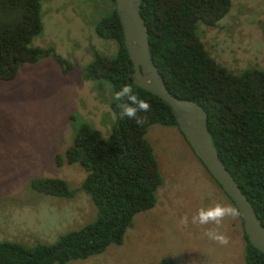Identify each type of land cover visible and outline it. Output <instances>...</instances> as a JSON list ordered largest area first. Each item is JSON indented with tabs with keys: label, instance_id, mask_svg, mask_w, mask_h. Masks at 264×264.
Instances as JSON below:
<instances>
[{
	"label": "rangeland",
	"instance_id": "374dc122",
	"mask_svg": "<svg viewBox=\"0 0 264 264\" xmlns=\"http://www.w3.org/2000/svg\"><path fill=\"white\" fill-rule=\"evenodd\" d=\"M114 6V0H43V30L31 46H53L72 62L71 70L65 74L49 55L22 64L14 79L0 80V241L54 243L98 218L96 203L80 189L88 170L65 158L83 125L108 138L118 119L112 85L86 79L84 71L97 51L113 55L118 50L115 40L100 38L94 29ZM197 31L208 52L231 71L264 68V0H232L216 26L199 24ZM146 138L163 180L156 205L134 216L122 243L68 264H244L240 213L219 226L191 222L201 208L237 207L179 126L151 125ZM35 177L64 179L74 195L37 192L30 184ZM184 216L187 227L179 224ZM207 230L229 236V244L210 240Z\"/></svg>",
	"mask_w": 264,
	"mask_h": 264
},
{
	"label": "trees",
	"instance_id": "16d2710c",
	"mask_svg": "<svg viewBox=\"0 0 264 264\" xmlns=\"http://www.w3.org/2000/svg\"><path fill=\"white\" fill-rule=\"evenodd\" d=\"M231 6L232 0H141L152 55L168 88L206 109L219 155L264 225V68L231 71L208 52L197 31L199 24L216 26ZM42 7L43 0H0V80L14 79L22 64L37 63L49 55L65 74L71 70L72 62L53 46H31L43 30ZM94 29L100 38L115 40L118 50L113 55L97 51L84 70L86 79L100 85L110 83L114 93L125 84L131 85L151 109L138 113L145 122L137 124L135 119L120 115L113 99L118 119L110 136L104 138L83 125L66 151V162L80 163L88 170L80 189L96 203L97 220L54 243L28 246L0 241V264H68L99 254L113 242L122 243L134 216L157 203L163 180L146 134L154 124L179 126L176 116L168 103L134 84L130 74L133 63L115 6ZM58 163L64 164L63 160ZM30 184L37 192L67 199L75 192L61 178L35 177ZM243 238L244 264H264V255L250 243L244 228Z\"/></svg>",
	"mask_w": 264,
	"mask_h": 264
},
{
	"label": "water",
	"instance_id": "95a60500",
	"mask_svg": "<svg viewBox=\"0 0 264 264\" xmlns=\"http://www.w3.org/2000/svg\"><path fill=\"white\" fill-rule=\"evenodd\" d=\"M115 7L123 27L129 59L133 63L134 70L130 74L134 84L157 95L172 108L179 128L195 154L236 205L250 243L264 255V225L253 203L219 155L209 130L206 109L195 100L172 93L155 63L149 29L141 12V0H115Z\"/></svg>",
	"mask_w": 264,
	"mask_h": 264
},
{
	"label": "clouds",
	"instance_id": "9594fccd",
	"mask_svg": "<svg viewBox=\"0 0 264 264\" xmlns=\"http://www.w3.org/2000/svg\"><path fill=\"white\" fill-rule=\"evenodd\" d=\"M114 100L118 102L117 106L121 110L120 115L122 117L126 116L129 119H135L137 124H143L145 122V118L138 116V113H146L151 109V105L134 93L132 86L128 84L123 85L121 89L115 93ZM238 215L239 211L236 208L217 203L214 207H209L207 209L201 208L198 214L192 217L191 222L199 225L214 223L219 226L225 217L235 218ZM179 224L183 227H187L189 224L188 217H182ZM204 235L221 245H228L230 242L229 236L218 231L207 230Z\"/></svg>",
	"mask_w": 264,
	"mask_h": 264
}]
</instances>
